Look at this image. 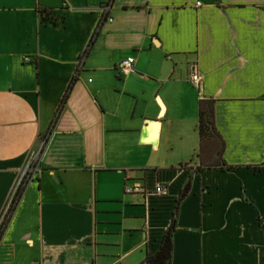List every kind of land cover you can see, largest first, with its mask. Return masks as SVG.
Here are the masks:
<instances>
[{
  "label": "crops",
  "instance_id": "crops-1",
  "mask_svg": "<svg viewBox=\"0 0 264 264\" xmlns=\"http://www.w3.org/2000/svg\"><path fill=\"white\" fill-rule=\"evenodd\" d=\"M33 153L0 264H264V0H0V215Z\"/></svg>",
  "mask_w": 264,
  "mask_h": 264
},
{
  "label": "built area",
  "instance_id": "built-area-1",
  "mask_svg": "<svg viewBox=\"0 0 264 264\" xmlns=\"http://www.w3.org/2000/svg\"><path fill=\"white\" fill-rule=\"evenodd\" d=\"M107 12H108V6L105 5L100 8V15H101L100 21L106 19ZM25 61L30 62L31 59L25 58ZM133 66H134L133 58H126L118 63V65L116 66V70L119 72V74L123 76H127L134 73ZM189 82L194 88L200 90L201 88L200 76L198 75L195 69H192L189 75ZM38 157H39L38 154L35 153L31 154L28 157L24 168L20 171L19 175L17 176V180L13 188V191L5 205V208L3 209L0 215V241L5 230L7 229V226L13 215V212L15 211V208L18 205L20 196L24 188L32 180L35 172L37 171ZM124 193L137 194L142 196H146V195L163 196L166 193V189L163 186H157L151 194H148L141 185H126L124 187Z\"/></svg>",
  "mask_w": 264,
  "mask_h": 264
},
{
  "label": "trees",
  "instance_id": "trees-1",
  "mask_svg": "<svg viewBox=\"0 0 264 264\" xmlns=\"http://www.w3.org/2000/svg\"><path fill=\"white\" fill-rule=\"evenodd\" d=\"M40 13L44 15L45 11H41ZM67 98H68V94H66L63 100V104H65ZM211 125H212L211 105L207 102L200 101L198 105V127H197L200 142L204 138L211 136L212 134ZM185 193L186 191L184 190L180 194L179 199L177 200V203L184 197ZM175 212H176V208H175L174 214ZM173 230H174V220H172L170 226L165 231L159 250L153 255L147 254L144 264H167L169 262L171 248H172L170 236Z\"/></svg>",
  "mask_w": 264,
  "mask_h": 264
}]
</instances>
